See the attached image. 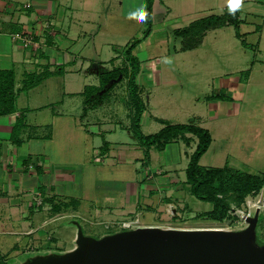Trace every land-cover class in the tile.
Segmentation results:
<instances>
[{"label":"rangeland","instance_id":"1","mask_svg":"<svg viewBox=\"0 0 264 264\" xmlns=\"http://www.w3.org/2000/svg\"><path fill=\"white\" fill-rule=\"evenodd\" d=\"M113 2V8L109 10L110 14L101 13L100 21L104 24L108 34L114 33L113 28L116 22L121 23L122 28L128 27L126 31L123 30V39L120 40L122 43L114 46L124 50L133 38L143 37L146 27L140 18L121 20L118 14V4L115 0ZM135 5L136 3L131 6L133 7L131 9L136 10ZM253 7L264 9V5H253ZM107 8L108 5H105L104 12ZM250 8L252 6L244 4L234 6L229 1V5H225L224 9H214L207 11L206 14L209 16L222 15L225 12L234 14L231 11L234 9L240 13L242 18H245L247 13L251 12ZM199 16L205 15L200 14ZM262 16L264 17V13ZM263 17L258 16L257 19L251 17L246 23L239 25V32L244 35L249 47L241 44L240 39L235 36L234 27H227L208 32L200 47L183 52L180 50L181 39L174 35L175 26L166 21L154 23L152 33L139 43L134 52L141 61V68L143 67L144 71L156 72L158 77L160 75L163 78V86L159 89L153 86L149 88L148 85L144 88L146 91L142 98L148 108V121L151 112L172 123H197L194 117L198 121L202 120L213 135L211 144L200 162V165L206 168L226 167L234 171L264 175V89L252 86L251 89L257 93L256 98L254 97L250 103L247 102L249 105L245 104L234 137L217 135L218 122L210 118V102L208 101L209 96L215 100L221 98V95L217 93L223 78L243 77L245 73L241 71L251 68L264 71V35L262 42L259 43L261 33L256 31L257 26L263 23ZM111 24L113 26L109 27ZM185 25L183 22L179 28ZM130 36L133 38L130 39ZM126 38H128L127 41H125ZM114 47H111L113 52ZM101 58L108 59V56L103 52ZM153 78L150 77V79ZM263 80L264 76L260 77L259 74L255 77V81ZM50 83V87L44 88L41 95L33 94L34 92L29 95L35 96L33 100L37 96L41 99V103H54L52 107L55 106V102L61 99L60 90L63 87V78H53ZM121 93H123L122 90L119 95ZM155 98V103H150L149 106L148 99L153 102ZM20 99L18 100L19 105L22 103ZM78 99L82 101V98H74L73 101L77 102ZM47 113H50V110ZM81 114L82 106L79 110L75 108L74 116L64 114L55 120L46 118V125L54 122L52 126L55 134L54 140L32 143L38 146L36 148L41 150L39 152H42L38 159L43 166L44 164L54 166L53 170L61 168L72 173L73 178L67 182L65 190L67 193L74 192L73 197L76 203H79L78 212H72L73 205L69 204L67 207L69 210L66 209L65 215H61L54 222H49L44 226L49 210H46L48 206H44L42 196L40 200L35 201L33 206L36 216L32 220L33 230H26L30 222L22 218L25 215L29 217L30 209L24 207L14 209L11 205L10 208L1 206L3 211L2 214L0 212V218H2L0 221V264H26L31 260L51 255H64L74 249L79 227L85 236L96 239L127 230L122 229V225L128 222H135L139 227L236 231L246 227V223L242 220L243 217L247 214L253 216L257 209L262 217L257 225V241L259 239L264 243V188L256 195L246 196L240 206L233 204L228 217L223 222L198 218V215L212 209V204L196 199L188 191L184 184L187 161L182 158L181 163H178L179 145H176L168 151H158L152 154L149 170L154 176L153 185L156 189L151 190L152 197L149 194L144 197L147 190L145 186L148 183V173L132 158L133 150L136 151L138 157H143L142 152L133 146V142H137L133 135L126 130H118L116 135L107 137V139H119L120 142L130 143L125 146L127 148L115 146L114 153L108 156L98 153L103 145V137L91 133L96 118L100 119L102 130L108 129L114 123L126 124V109L123 104L113 103L101 106L90 112L89 117L84 121V118L80 119ZM113 118V123L106 122L112 121ZM31 122H33V117L29 119V123ZM153 126L158 128L161 123L143 124L141 131L146 135L155 133L157 129H153ZM50 131L51 127H42L40 133L44 135ZM123 149L126 152V162L120 160L121 153L119 152ZM45 155H48L46 160ZM38 159L32 158L31 160L37 165ZM56 164L60 166L56 168ZM175 170H178L177 174ZM158 171L167 173L166 175L158 174ZM173 178H179V181L173 183ZM131 184L136 185V188ZM0 192L11 196L5 182L0 185ZM148 193H150L149 190ZM58 199L63 201V198L58 197ZM122 210L125 212L121 213Z\"/></svg>","mask_w":264,"mask_h":264},{"label":"crops","instance_id":"2","mask_svg":"<svg viewBox=\"0 0 264 264\" xmlns=\"http://www.w3.org/2000/svg\"><path fill=\"white\" fill-rule=\"evenodd\" d=\"M229 1L234 6H240V4L252 6L249 9L251 12H248L245 18H242L236 10L231 9L232 12L238 13L242 23H246L247 19L251 17H255V19L258 16L263 17L262 13H264V9H258V7H253V5H264V0H153L152 25L154 23L157 24L156 22L167 21L169 24L174 25L176 29H181L179 27L183 22L186 24V27L195 20L209 16L206 14L207 11L224 9L225 5H229ZM113 3V0H0V71H13L15 76V92L17 94L15 111L9 115L0 116V185L2 182H5L9 192H11V196L0 192V212L2 214L3 210L1 206L10 208V205L11 208L14 206V209L18 207L30 209L29 217L26 215L22 216V219H27L30 222L27 225L29 228H26V230H33L32 220L36 217L33 212V206L35 201L40 200L39 198L42 196L43 199L53 198L56 203H69L73 205L71 211L74 213L78 212L77 206L79 203L77 204L75 197H73L75 195L74 192L67 193L65 190L67 182L73 178L72 173L57 168L60 166L59 164H56L57 169L55 170H53L54 166L50 167L45 164L43 166L38 159L42 155V152H39L41 150L36 148L38 147L37 145H32L33 142H50L54 140L55 134L52 127L54 122L46 125V118L55 120L64 114L74 116L75 108L79 110L82 106V117L80 119L84 118V121L87 120L90 112L95 111L101 106L113 103L118 105L123 104L126 109V124L118 122L112 125L111 123L114 122L113 118L110 122L106 121L111 124L110 127L102 130L100 119L96 118L91 133L103 137V145L100 147V151H97L100 154L103 153L104 155L111 156L114 153L113 149L115 146L127 148L125 146L130 144L128 142H120L118 141L119 139H107V137L116 135L118 130H126L132 134L130 130V110L127 106L126 80H119L107 99L87 111H85L86 97L83 96V92L87 86H99L101 72L112 71L123 64V57L121 55L123 49L121 47L115 48L114 46L122 43L120 40L123 39V30L126 31L128 27L122 28L121 23L116 22L113 28L114 33L108 34L104 24L100 21V14H110L109 10L111 7L113 8ZM115 3L118 4V14L121 20L140 18L143 24L145 23L146 0H136V2L135 0H115ZM134 3H136V10L131 9ZM26 5L28 6L26 7ZM105 5H108V8L104 12ZM200 14L205 16H199ZM112 26V24L109 25V27ZM227 27L233 26L229 25L214 30H221ZM256 31H260L261 33L259 38V43H261L264 35V20L262 24L257 26ZM208 32L206 35H208ZM22 36L30 39L29 46H24V42L20 39ZM132 38L133 36H130V39ZM111 47H114V52ZM103 52L106 53L108 59L101 58ZM241 73H245L243 77L223 78L217 93L221 95L220 99L215 100V98L208 97V101L210 102V118L218 122L217 135L219 137H234L242 111L254 97L256 98L257 93H254V90L251 89L252 86L264 89V80L255 81L257 74L260 77L264 76V71H256L254 68H251L242 70ZM41 74L43 77L45 75V78H43L39 85L23 89L24 82L28 78ZM156 74V72H146L143 70V67L141 68L138 83L141 86L142 97L146 91L144 89L146 85L149 88L153 86L158 87V89L163 86V78L160 75L158 77ZM150 77L154 78L150 79ZM53 78H63V87L60 90L62 93L61 99L55 102V106L52 107L54 103H41V99L37 96L33 100L32 98L35 96H30L29 94L31 92H34L33 94L43 93L44 88L50 87V80ZM120 90L123 93L119 95ZM152 91L153 93L155 92L154 89ZM104 92L105 90L100 93ZM19 98H21L20 102L22 100L20 105L18 102ZM74 98H82V101L78 99L75 102L73 101ZM155 101L156 98L153 99V102H150L148 99V105L150 106V103H155ZM247 102L249 103L247 104ZM48 110H50V113H47ZM151 113L148 121V108L146 106V111L142 115L141 130L143 124L159 122V120L171 124H180L161 119L158 117V114L153 115ZM31 117H33L32 124L29 123ZM20 118L23 125L16 133L15 127ZM194 118L197 123L192 122V124L199 125L210 132L202 120L198 121L196 117ZM199 119H201L200 116ZM97 126H100V128L97 129ZM42 127H51V131L48 134L42 135L40 133ZM161 127H164L162 123L158 128L153 126V129H157L156 131L159 132L162 129ZM210 134L212 135L211 132ZM187 136L193 139L189 146H186L182 141H173L168 143L160 152L168 151L170 148L179 145L178 163H181L182 158H185L188 165L189 156L196 148L197 139L191 135ZM105 143L107 144V149L104 151L103 147ZM133 146L137 147L140 150L139 152H142L143 157H138L135 153L136 151L133 150V153H131L133 155L132 158L137 164H141L143 170L148 173V183L145 186L147 190L144 197L148 196V194L152 197L153 192L151 190L156 189V187L153 185L154 176L151 175L149 167L151 166L152 154L158 152V150L155 148L150 150L149 164H145L143 148L138 141L133 142ZM137 148L135 149L137 150ZM119 153H121V162H126L125 150L123 149ZM204 155L201 157L200 162ZM45 156V160L48 159V155ZM30 158L38 159L39 163L35 165V162L32 161L27 165L24 164ZM166 173L158 171V174L166 175ZM177 173L178 170H175V174ZM178 181L179 178H173V183ZM131 185L136 188V185ZM185 186L187 187L186 184ZM148 190L150 193H148ZM15 196H18V198H14ZM11 197L12 199H10ZM58 197L63 198V201L62 199H58ZM137 204L139 205V202ZM45 205L48 206L46 210H49V212H47L48 218H46L44 226L49 222H54L61 215H65L67 210H69L66 208L67 210L53 213L51 211V204L44 202ZM124 212L125 210L121 211V213ZM0 221H2V218H0ZM11 226L14 228L13 225Z\"/></svg>","mask_w":264,"mask_h":264},{"label":"trees","instance_id":"3","mask_svg":"<svg viewBox=\"0 0 264 264\" xmlns=\"http://www.w3.org/2000/svg\"><path fill=\"white\" fill-rule=\"evenodd\" d=\"M152 4L153 0H146V29L143 37L134 39L122 52L123 64L112 71L100 73L99 86H87L83 92L86 97L85 111L94 108L108 98L111 90L119 80H126L127 106L130 110V130L144 152V163L149 164L150 150L152 148L161 151L173 141H182L186 146L197 139L194 152L189 156L186 168V181L188 191L196 199L212 204V209L198 215L209 221L223 222L228 217V212L234 204L240 206L246 196L256 195L264 188V175L244 173L230 168H206L200 165L201 157L208 150L212 137L207 129L194 124H171L159 120L164 127L152 135H144L141 131L142 115L146 111L145 103L141 96V86L138 76L141 72V61L133 54L140 42L152 33ZM242 21L238 13L228 12L222 15H211L191 22L188 26L174 30V35L181 39L180 50L185 52L196 49L202 45L204 36L210 30L233 26L235 34L244 47H249L244 35L239 32ZM45 75H33L24 82L23 89H29L39 85ZM105 90L104 93H100ZM15 76L13 71H0V116H6L15 111L16 104ZM23 125L21 118L18 120L15 132ZM105 143L104 151L107 149ZM32 162L31 158L24 162ZM43 202L51 204L53 213L67 208L69 203H56L53 198L43 199ZM262 217L259 215L258 224ZM257 224V225H258ZM257 230V227H256ZM123 231V230H121ZM257 232V231H256ZM113 234V233H111ZM258 244L263 245L259 239Z\"/></svg>","mask_w":264,"mask_h":264},{"label":"water","instance_id":"4","mask_svg":"<svg viewBox=\"0 0 264 264\" xmlns=\"http://www.w3.org/2000/svg\"><path fill=\"white\" fill-rule=\"evenodd\" d=\"M258 219L257 209L236 231L146 226L99 239L85 236L79 227L74 249L26 264H264Z\"/></svg>","mask_w":264,"mask_h":264},{"label":"built area","instance_id":"5","mask_svg":"<svg viewBox=\"0 0 264 264\" xmlns=\"http://www.w3.org/2000/svg\"><path fill=\"white\" fill-rule=\"evenodd\" d=\"M27 6H28V5H26V7H27ZM20 39H22V41L24 42V46H25V47L29 46V44H30V39H29L28 37H26V36H22V37H20ZM248 216H250V214H247L246 216H244L242 220L245 222V221H246V218H247ZM138 227H139V226L136 225L135 222L123 223V225H122V229H127V230H129V229H135V228H138Z\"/></svg>","mask_w":264,"mask_h":264}]
</instances>
